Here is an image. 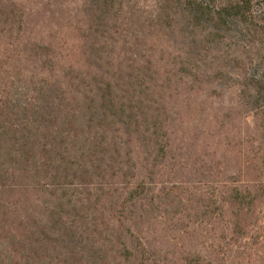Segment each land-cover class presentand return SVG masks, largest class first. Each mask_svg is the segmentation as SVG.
I'll return each mask as SVG.
<instances>
[{"label": "trees", "instance_id": "trees-1", "mask_svg": "<svg viewBox=\"0 0 264 264\" xmlns=\"http://www.w3.org/2000/svg\"><path fill=\"white\" fill-rule=\"evenodd\" d=\"M0 264H264V0H0Z\"/></svg>", "mask_w": 264, "mask_h": 264}, {"label": "rangeland", "instance_id": "rangeland-1", "mask_svg": "<svg viewBox=\"0 0 264 264\" xmlns=\"http://www.w3.org/2000/svg\"><path fill=\"white\" fill-rule=\"evenodd\" d=\"M236 30V28H235ZM196 227V226H194ZM204 236V235H203ZM170 241L175 243L177 241H180L184 244H189L191 246H194L196 248H200V245H201V239H200V236H199V227L193 232V233H190V236L188 238H178L177 236H172L170 235L169 237ZM206 241V239H203V242ZM204 245V243H203Z\"/></svg>", "mask_w": 264, "mask_h": 264}]
</instances>
